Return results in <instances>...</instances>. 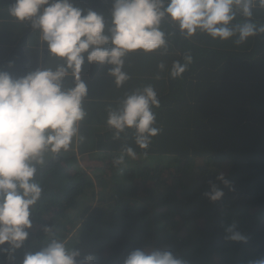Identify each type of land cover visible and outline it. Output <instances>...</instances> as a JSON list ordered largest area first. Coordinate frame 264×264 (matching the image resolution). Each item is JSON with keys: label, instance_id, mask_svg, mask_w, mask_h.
Wrapping results in <instances>:
<instances>
[{"label": "trees", "instance_id": "1", "mask_svg": "<svg viewBox=\"0 0 264 264\" xmlns=\"http://www.w3.org/2000/svg\"><path fill=\"white\" fill-rule=\"evenodd\" d=\"M13 2L0 0V71L19 77L46 66L49 55L30 26L8 16ZM74 2L106 16L113 4ZM252 19L264 24V9L257 8ZM242 22L238 17L234 23ZM163 28L167 51L129 54L124 70L130 79L123 87H116L107 66L86 62L81 73L90 98L104 103L107 113L127 93L152 85L160 99L153 110L161 133L142 150L132 130L114 139L107 124L97 135L89 127L94 137L85 145L94 141V146L79 149L81 158L86 164L95 152L109 166L97 168L93 179L91 166L74 153L68 161L58 155L48 162L37 176L44 191L31 216L35 226L14 259L0 254V264H21L25 253L45 246L51 238L44 237L45 226L79 249L82 259L91 254L92 264H123L131 251L152 248L187 264H215L218 255L224 264L264 257V34L237 44L236 37L222 41L197 33L185 39L174 25ZM186 53L192 63L181 77L171 78L172 62L184 63ZM92 109L83 122L92 121ZM125 146L133 147L136 158L125 155L122 165L113 166ZM222 172L224 180L218 179ZM213 186L224 192L215 202L207 195ZM229 226L247 241L227 240ZM182 231H190L188 238L179 237Z\"/></svg>", "mask_w": 264, "mask_h": 264}, {"label": "clouds", "instance_id": "2", "mask_svg": "<svg viewBox=\"0 0 264 264\" xmlns=\"http://www.w3.org/2000/svg\"><path fill=\"white\" fill-rule=\"evenodd\" d=\"M257 8L264 9V0H113L106 16L78 7L74 0H14L8 16L38 34L49 59L46 66L19 77L0 71V254L11 262L28 239L44 191L37 176L48 159L67 152L74 140H84L80 125L88 115L89 88L81 73L86 62L107 66L116 87H123L130 79L124 70L129 54L167 51L164 24L174 25L185 39L204 33L222 41L236 37L241 44L264 34V24L252 19ZM238 17L242 23H234ZM183 59L172 62L171 78L181 77L192 63L189 53ZM158 68L164 71L166 65L161 62ZM159 107L154 87H139L108 110L106 123L114 139L132 130L135 145L147 150L162 131L153 110ZM125 155L135 159L137 153L125 146L113 166L122 165ZM218 179L224 180L223 175ZM207 195L215 202L224 192L213 186ZM52 231L53 226L43 228L44 237L51 238L39 251L25 253L21 264H92L91 254L78 261L80 250L51 236ZM226 233L227 240L247 241L235 226ZM123 264L187 262L152 248L131 251ZM249 264H264V257Z\"/></svg>", "mask_w": 264, "mask_h": 264}, {"label": "rangeland", "instance_id": "3", "mask_svg": "<svg viewBox=\"0 0 264 264\" xmlns=\"http://www.w3.org/2000/svg\"><path fill=\"white\" fill-rule=\"evenodd\" d=\"M82 77L85 80V77L84 76H82ZM104 94H105V91H104ZM102 100H104V99H102ZM88 104L90 105L89 108L87 107ZM102 106H104V103H100V100L99 99H96V98H92L91 99L90 96L87 97V99L85 101V109H86V111L88 113L93 108L92 109L93 113H91L89 115V118L92 119V121H91L92 123L91 122L90 123H88V122L87 123L82 122L81 125H80V134L84 137V140L82 142L81 141H78V140H74V142H73L72 146L70 147V149L67 152H62L60 154V155H63V157H64V159L66 161H68V160H70L71 155L74 153V155L76 156V160H79L80 163L83 166L90 165L93 173L92 174L90 173L89 176L91 178H93V179H94L95 171H96L97 168H100V169L104 168V169H106L105 166L108 167L109 165L106 164V160H104L100 155H96V153L94 151L93 152L95 154V157L92 158V159H89V161L85 164V161H87V160L81 158V153H80V150L79 149H81L83 146L84 147H88V148H91L92 146H94L93 145L94 144V141L91 142L89 146H86L85 145L86 141H90L94 137V133H93V135L90 132L87 133V131L90 128L92 129L93 126L96 127V129L98 130L96 132V135H97L98 133H100L101 128L103 129V128L106 127V124L107 123H105L104 121L107 118L108 113H107V108L103 109ZM102 131H104V129ZM89 153H91V152H89ZM52 159L53 158H49L48 159V162H50ZM104 172H105V170H102L98 174H102ZM223 174H224V172H222V175ZM34 226H35V224L33 223V228H34ZM189 232L190 231H182V233L179 235V237L180 238H182V237L188 238L185 234H187ZM66 240H68V239H66ZM164 246H166V245H164ZM77 259H78V261L79 260H82V254ZM222 260H223V258H222L221 255H218V257H216V256L214 257L215 264H224V262H222Z\"/></svg>", "mask_w": 264, "mask_h": 264}]
</instances>
